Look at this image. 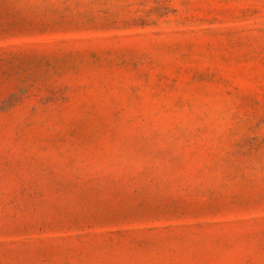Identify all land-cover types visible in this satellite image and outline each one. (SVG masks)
<instances>
[{"label": "rangeland", "instance_id": "rangeland-1", "mask_svg": "<svg viewBox=\"0 0 264 264\" xmlns=\"http://www.w3.org/2000/svg\"><path fill=\"white\" fill-rule=\"evenodd\" d=\"M0 264H264V0H0Z\"/></svg>", "mask_w": 264, "mask_h": 264}]
</instances>
